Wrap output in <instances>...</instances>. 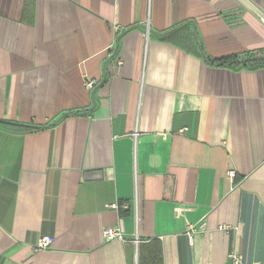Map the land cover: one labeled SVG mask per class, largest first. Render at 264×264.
Instances as JSON below:
<instances>
[{
    "label": "crops",
    "instance_id": "1",
    "mask_svg": "<svg viewBox=\"0 0 264 264\" xmlns=\"http://www.w3.org/2000/svg\"><path fill=\"white\" fill-rule=\"evenodd\" d=\"M263 19L264 0H0V264H138L152 240L163 264H264V66L219 62L263 50Z\"/></svg>",
    "mask_w": 264,
    "mask_h": 264
},
{
    "label": "trees",
    "instance_id": "2",
    "mask_svg": "<svg viewBox=\"0 0 264 264\" xmlns=\"http://www.w3.org/2000/svg\"><path fill=\"white\" fill-rule=\"evenodd\" d=\"M187 29L186 28H181L178 32H185ZM179 34H176L175 32L167 35L164 37V39L166 40H170V41H174L176 42V40L178 38H180ZM181 39H183V43L182 46H184L187 49L190 50H194L196 53L198 51L197 50V44L196 41L194 40V36L193 34L189 31L186 33V35L182 36ZM227 62L230 61L231 63H241L242 65H248L250 67H260V66H264V49L261 51L256 52V54L254 55H247V56H242L240 57H233V58H226V59H222L219 62ZM0 124H4V125H13L11 122H5V121H0ZM20 125V124H19ZM24 127H26L25 125H22ZM138 264H163V256H162V247L159 241L155 240V241H151V243H149L146 246L145 250H142L140 248L139 250V256H138Z\"/></svg>",
    "mask_w": 264,
    "mask_h": 264
},
{
    "label": "built area",
    "instance_id": "3",
    "mask_svg": "<svg viewBox=\"0 0 264 264\" xmlns=\"http://www.w3.org/2000/svg\"><path fill=\"white\" fill-rule=\"evenodd\" d=\"M263 22H264V19H263ZM115 29H118V25H115L114 27ZM94 84V81L93 80H90L87 82V86L88 87H92V85ZM183 131V130H182ZM229 175L230 176H233L234 175V172L233 171H230L229 172ZM119 204L115 203V204H111L110 207L111 208H119ZM121 207H128L127 204H122ZM206 226L205 223L203 224H200V225H190L189 226V230H188V233L189 234H192V232L198 230V229H204ZM103 234H104V237L106 240H112V239H121V240H124L125 237H124V234L123 232L119 229V228H106L104 229L103 231ZM51 240L52 238L49 237V236H44L41 238L39 244H38V247L39 248H47L50 243H51ZM229 259L231 260L232 264H240L242 263V258L240 256V254L236 253V252H231L229 255H228Z\"/></svg>",
    "mask_w": 264,
    "mask_h": 264
}]
</instances>
